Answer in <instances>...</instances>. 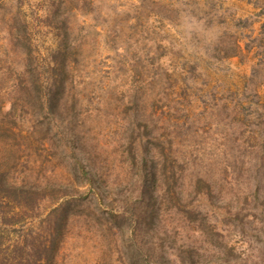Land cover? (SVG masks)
Returning <instances> with one entry per match:
<instances>
[{
    "label": "rangeland",
    "instance_id": "1",
    "mask_svg": "<svg viewBox=\"0 0 264 264\" xmlns=\"http://www.w3.org/2000/svg\"><path fill=\"white\" fill-rule=\"evenodd\" d=\"M0 264H264V0H0Z\"/></svg>",
    "mask_w": 264,
    "mask_h": 264
}]
</instances>
